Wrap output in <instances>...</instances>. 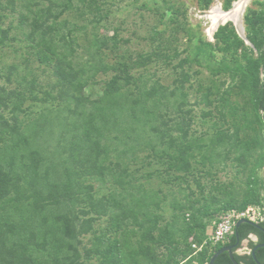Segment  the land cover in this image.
<instances>
[{"label":"trees","instance_id":"16d2710c","mask_svg":"<svg viewBox=\"0 0 264 264\" xmlns=\"http://www.w3.org/2000/svg\"><path fill=\"white\" fill-rule=\"evenodd\" d=\"M212 1L198 0L199 7L207 10ZM231 4L225 0L223 10ZM254 4L257 9L244 16L250 46L225 24L214 42L201 36L191 47L194 34L176 25L193 54L172 64L179 53L168 49L166 31L152 26L151 50L131 66H113L104 62L103 51L119 50V28L84 45L80 26L67 18L86 10L91 17L84 20L99 26L109 15L104 0H0V264H208L228 244L207 252L197 226L208 214L262 201L257 185L264 188V0ZM15 44L54 78L48 88L29 76L25 62L22 70L4 63V50ZM193 63L210 71L205 83L201 72L191 71ZM151 64L171 69V85L143 74ZM134 67L143 72L130 74ZM110 72L99 97L84 95L98 73ZM189 90L200 94L194 102L202 106L198 115ZM36 105L41 108L35 112ZM195 119L211 122L208 134L193 129ZM148 158L165 165V183L190 178L198 190L188 182L179 187L183 196L171 197L168 218L162 212L168 198L145 186L152 175L136 177L131 170ZM228 163L231 181L214 182ZM94 183L106 193L96 196ZM103 218L108 226L97 235ZM258 224L264 229V220ZM250 232L264 243V233L250 225L237 229L240 240ZM194 243L202 247L196 254ZM255 257L264 264V247ZM233 259L255 264L251 256ZM213 264L233 263L224 252Z\"/></svg>","mask_w":264,"mask_h":264},{"label":"rangeland","instance_id":"374dc122","mask_svg":"<svg viewBox=\"0 0 264 264\" xmlns=\"http://www.w3.org/2000/svg\"><path fill=\"white\" fill-rule=\"evenodd\" d=\"M224 1L225 0H213L207 10H201L198 0H104L107 5L105 9H108L109 15L99 26L94 27L84 20V18L91 17L90 12H86V10H83V15L80 17L78 14H73L67 18L80 26V42L84 45H86L87 40L92 39V36H111L114 34V28H119V38L122 39L123 42L119 44V50L116 52H109L108 50L103 51V60L106 64L114 66L117 64V62H122L123 66L128 64L131 66L133 65L134 61H136V58L139 54L149 52L153 45L147 37L152 26H155L158 31H166L164 37L170 41L168 49L171 52L172 48H176L177 52L179 53V57L172 61V64H177L180 60H183L186 56H188L187 53H192L193 50L187 51V49L190 48L188 37L185 35V32L180 31L179 27H176L177 29L174 31L175 26L181 25L184 30H189L190 33L194 34L191 47L195 46L197 39L201 36L205 39V41L214 42V34L220 26L225 24H231L233 26V24L232 22H228L218 25L209 34L208 29H210L211 24H209V22L204 19V15L206 12H209V9H211V7L215 4H219L223 10ZM236 1L237 0H232L230 9L233 7ZM254 2H256V0H249L248 4L243 10L241 17L244 39L239 35L238 36L244 41L246 46H250V43L246 39L244 16L247 10L257 9V6L254 4ZM171 5H174L176 10L178 9L177 13L174 14L168 9V7ZM172 18L176 19L175 24L171 23ZM14 49H17V52H14ZM3 61L6 64L15 62L21 67V70L23 69L25 62V65L28 66L26 71L30 72L29 76L37 77L39 83H41L43 86H46V88H48L47 85L52 84L54 81V78L50 75L48 70L35 61L31 53L28 54L22 50L19 52L18 44H15L14 48L12 49L4 50ZM195 70L201 72L199 77L203 80V83H205L207 77H209L210 71L202 65L200 66L196 63H193L191 71L194 72ZM141 72H143V68L134 67L131 69L130 74L137 76V74ZM23 73L25 74V72ZM113 74L114 73L112 72L108 74L98 73L94 81L85 89L84 95L90 97L91 99L99 97L102 94L104 82H106ZM143 74L151 76L152 80H158L163 85H171L172 80L174 79L171 69L166 68L162 64H151L147 66ZM191 82L195 84L196 79L193 78ZM185 86L188 87L189 85L185 84ZM199 98L200 94H196L195 91L189 90L188 102L190 104V108L193 109L196 115H198L200 108H202V106H197L194 103ZM40 108L41 106L36 105L32 108V110L36 112L39 111ZM197 122L199 121L195 119L193 129L198 130V134L200 132H206L208 134L209 130L207 127L211 125V122L207 120L203 123V125ZM139 154V158L142 159L147 153L143 152ZM141 159L138 161V163H135L131 167V170L134 171L136 177H140L141 175L144 176L147 173L152 175L149 181L141 180V182L148 181L145 184L148 189L161 191V196L164 194L168 198V201L162 205V212L166 218H168L172 213V208L169 206L171 197L180 195L182 198L183 196V194L177 193L179 192V187L185 189L188 182L189 186H192L193 191L198 194V190L190 178L186 180V183L181 182L179 184V182H173V184H167L163 180L165 172L167 171L165 165L155 164L154 162H151V159L149 158L146 159L145 163L143 164L141 163ZM148 162L150 163L148 164ZM230 166L231 164H229V166H227L222 171L219 170L215 176L216 179L214 178V182H230L232 177L235 175L234 169ZM214 172L215 171H213V173ZM259 177L260 180L263 181L264 186V167L259 172ZM203 178L204 179H202L201 183L207 185L208 183L204 182L206 180L204 176ZM241 178L243 179V176ZM94 187L96 196H102L107 191L105 187L100 186L98 183H94ZM257 187H259L258 190L262 200L260 205H249L244 210L232 209L229 211H220L218 213L208 214L199 220L197 231L199 236L203 239L202 245L207 247V252H210L213 249V241L210 239L211 232L221 221V219H226L232 215L244 214L245 216L243 218L254 223L264 220V188L260 187L259 185H257ZM189 199L191 201L195 200L193 197H189ZM107 226L108 224L106 223L105 219H101L95 226V233L99 235L105 230ZM90 239V235L83 239V245L88 246ZM193 245L196 246L195 248L192 247L195 251L194 254L202 250L201 246H198L195 243ZM92 264H99V261L97 259L93 260Z\"/></svg>","mask_w":264,"mask_h":264},{"label":"water","instance_id":"95a60500","mask_svg":"<svg viewBox=\"0 0 264 264\" xmlns=\"http://www.w3.org/2000/svg\"><path fill=\"white\" fill-rule=\"evenodd\" d=\"M248 2H249V0H237L236 3L234 4V6L229 11H227L225 13H223L219 8H216V7L211 8V9H209V12H208V18L215 25H222L225 22L231 21L236 32H237V34L241 38L244 39V31H243L241 16H242L243 10L245 9ZM241 223L248 224V225L255 227L256 229L264 232V230H262L258 224L254 223V222H250V221L245 220V219L238 220L236 222V227H238L239 224H241ZM237 239H238V237H237ZM262 247H264V243L256 245L254 247V249L252 250V258L256 262V264H260V263L256 260L255 251L259 248H262ZM224 252H228L232 263L237 264L233 259L232 247H227V246L222 247L220 250L215 252L213 254V256L211 257L208 264H213L214 261L218 258V256Z\"/></svg>","mask_w":264,"mask_h":264},{"label":"flooded vegetation","instance_id":"af4514ba","mask_svg":"<svg viewBox=\"0 0 264 264\" xmlns=\"http://www.w3.org/2000/svg\"><path fill=\"white\" fill-rule=\"evenodd\" d=\"M256 1H261V0H256ZM263 221V220H262ZM242 224H245V223H241V224H239V226L238 227H236V223H235V225H234V228H233V233H232V235L231 236H234L235 237V242H231V241H227V243L228 244H226L225 246H223V247H232V254L233 255H237V256H239V257H246V260H248L249 261V259H248V257L249 256H251V258H252V250L254 249H252V248H250V243L251 242H255L256 243V245H258V237H257V234L256 233H254V232H250V233H248L242 240H240L239 239V237H238V233H237V229L242 225ZM256 224H258V222L256 223ZM259 225V224H258ZM260 227H261V229L262 230H264L263 229V227L261 226V225H259ZM252 227V226H251ZM252 228H254L255 230H258V229H256L255 227H252ZM258 231H260V232H262V233H264L263 231H261V230H258ZM237 237H238V239H237ZM238 240V241H237ZM262 244V243H261ZM228 253V252H227ZM229 255V254H228ZM252 260H253V258H252ZM254 261V260H253ZM255 262V261H254ZM241 264H244L243 262H240ZM255 264H256V262H255Z\"/></svg>","mask_w":264,"mask_h":264},{"label":"built area","instance_id":"2783aa9c","mask_svg":"<svg viewBox=\"0 0 264 264\" xmlns=\"http://www.w3.org/2000/svg\"><path fill=\"white\" fill-rule=\"evenodd\" d=\"M245 215H232L227 217L226 219H221V221L215 226L213 231L211 232V240L213 241V245L218 243H226L233 233V228L235 223L238 220L245 219L243 218ZM248 220V219H245ZM250 221V220H248ZM262 221V220H261ZM251 222V221H250ZM195 248V245H192Z\"/></svg>","mask_w":264,"mask_h":264},{"label":"bare ground","instance_id":"6f19581e","mask_svg":"<svg viewBox=\"0 0 264 264\" xmlns=\"http://www.w3.org/2000/svg\"><path fill=\"white\" fill-rule=\"evenodd\" d=\"M233 6H234V5H233ZM214 7L219 8L223 13L227 12V11L222 10L219 4H215V5L212 6L211 8H214ZM204 16H205L204 19H206V21H208L209 24H211V25H210V29H208V33L210 34V33L212 32V30H214L218 25L213 24V23L209 20V18H208V12H206ZM241 17H242V16H241ZM229 22H231V21H229ZM225 23H228V22H225ZM225 23H223V24H225Z\"/></svg>","mask_w":264,"mask_h":264}]
</instances>
